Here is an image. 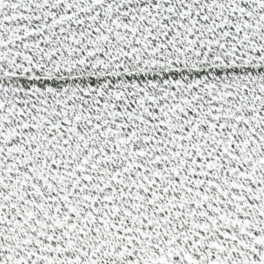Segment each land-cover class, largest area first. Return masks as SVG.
<instances>
[{
  "label": "snow or ice",
  "instance_id": "1",
  "mask_svg": "<svg viewBox=\"0 0 264 264\" xmlns=\"http://www.w3.org/2000/svg\"><path fill=\"white\" fill-rule=\"evenodd\" d=\"M0 264H264V0H0Z\"/></svg>",
  "mask_w": 264,
  "mask_h": 264
}]
</instances>
